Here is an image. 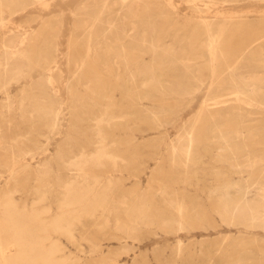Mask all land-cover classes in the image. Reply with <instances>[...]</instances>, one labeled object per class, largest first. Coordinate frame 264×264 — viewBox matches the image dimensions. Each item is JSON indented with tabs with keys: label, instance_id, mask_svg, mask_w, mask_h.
<instances>
[{
	"label": "rangeland",
	"instance_id": "1",
	"mask_svg": "<svg viewBox=\"0 0 264 264\" xmlns=\"http://www.w3.org/2000/svg\"><path fill=\"white\" fill-rule=\"evenodd\" d=\"M18 2L0 3V59L11 41L20 66L7 87L9 101L0 94V194L47 227L62 214L79 213L60 205L66 190L85 195L90 212L79 215L69 235L48 228L45 248H56L49 264H264V226L215 210L227 182L249 181L252 191L264 185V90H246L254 75L264 79V0ZM205 24L212 27L210 48ZM39 81L48 104L40 114L22 113L30 111ZM248 199L258 201L254 192Z\"/></svg>",
	"mask_w": 264,
	"mask_h": 264
},
{
	"label": "bare ground",
	"instance_id": "2",
	"mask_svg": "<svg viewBox=\"0 0 264 264\" xmlns=\"http://www.w3.org/2000/svg\"><path fill=\"white\" fill-rule=\"evenodd\" d=\"M122 1H124V0H122ZM239 1V0H238ZM22 2H25V1H22ZM191 2V1H190ZM0 3H5V4H18L19 2H18V0H0ZM26 3V2H25ZM114 3V2H113ZM112 3V4H113ZM32 5V4H31ZM131 6V5H130ZM128 7V6H127ZM111 8V7H110ZM129 8V7H128ZM127 9V8H126ZM129 11H130V9H128ZM127 10V11H128ZM121 11V10H120ZM130 14H128L127 13V16H129ZM123 19V18H122ZM138 20H141V19H138ZM200 21H201V19H199ZM204 20V19H203ZM106 21V20H105ZM123 21V20H122ZM160 22V21H159ZM205 22V21H204ZM111 23V22H110ZM203 23V22H202ZM122 24V23H121ZM113 25V24H112ZM133 26V25H132ZM175 26V25H174ZM205 26V32H207V36H208V46H209V48H210V46H212V44H213V38H212V36H211V28L207 25V24H205L204 25ZM109 27H111L110 25H109ZM130 27H131V25H130ZM141 27V26H140ZM153 27V26H152ZM197 27V26H196ZM151 28V27H150ZM156 28V27H155ZM195 28V27H194ZM109 29V28H108ZM124 29V28H123ZM130 30H131V28H129ZM182 29H183V27H182ZM196 29V28H195ZM73 31H75V30H73ZM107 31H109V30H107ZM148 31V30H147ZM159 31H161V30H159ZM179 31H180V29H179ZM178 31V32H179ZM193 31V30H192ZM195 31V30H194ZM198 31V30H197ZM50 32V31H49ZM78 32V31H77ZM92 32H93V30H92ZM162 32V31H161ZM217 32V31H216ZM108 33V32H107ZM123 33V32H122ZM132 33V32H131ZM159 33V32H158ZM193 33V32H192ZM215 33V32H214ZM51 34V33H50ZM157 34V33H156ZM216 34V33H215ZM147 35V34H146ZM145 35V36H146ZM178 35V34H177ZM205 35H206V33H205ZM76 36V35H75ZM98 36V35H97ZM97 36H95V37H97ZM100 36V35H99ZM98 36V37H99ZM116 36V35H115ZM144 36V37H145ZM168 36V35H167ZM166 36V37H167ZM46 37V36H45ZM110 37V36H109ZM124 37V36H123ZM142 37V36H141ZM148 37V36H147ZM196 37V36H195ZM79 38H80V36H79ZM112 37H110V39H111ZM122 38V37H121ZM154 38H157L156 36H153V39ZM168 38V37H167ZM173 38H174V36H173ZM189 39H190V41H191V38L190 37H188ZM192 38H194V37H192ZM206 38V37H205ZM113 39V38H112ZM115 39V38H114ZM118 39V38H117ZM175 39V38H174ZM104 40V39H103ZM102 40V41H103ZM146 40V39H145ZM150 40V39H149ZM193 40V39H192ZM94 41V40H93ZM107 41V40H106ZM110 41V40H109ZM112 41V44H113V40H111ZM116 41V40H115ZM114 41V42H115ZM143 41V40H142ZM157 41V40H156ZM187 41V40H186ZM98 42V41H97ZM155 42V41H154ZM160 42V41H159ZM192 42V41H191ZM194 42V41H193ZM20 43V42H19ZM92 43V42H91ZM106 43V42H105ZM122 43V42H121ZM142 43H144V42H142ZM107 44H108V41H107ZM111 44V43H110ZM118 44H119V42H118ZM158 44V43H157ZM187 44V43H186ZM189 44V43H188ZM100 45V44H99ZM153 45V44H152ZM165 45V44H164ZM192 45V44H191ZM200 45H201V43H200ZM199 45V46H200ZM203 45H207V44H204L203 43ZM93 46H94V44H93ZM93 46H89V48L90 47H93ZM110 46H112V45H110ZM109 46V47H110ZM193 46V45H192ZM192 46H187L188 48L189 47H192ZM198 46V47H199ZM214 46V45H213ZM95 47H97L96 45H95ZM105 47V46H104ZM118 47V46H117ZM123 47V46H122ZM127 47V46H126ZM153 47V46H152ZM151 47V48H152ZM162 47V46H161ZM88 48V47H87ZM125 47H123V49H124ZM128 48V47H127ZM170 48H172V47H170ZM202 48V47H201ZM205 48H207V47H205ZM92 49V48H91ZM93 49H94V47H93ZM99 49V48H98ZM144 49V48H143ZM153 49H154V47H153ZM187 49V48H186ZM193 49V48H192ZM2 53H3V55H2V58L0 59V66H5V69H4V71H2V70H0V94H2V95H4L6 98H7V100L9 101V96H8V91H9V89L7 88L8 87V85L11 83V82H13V81H17L18 80V78H17V76L19 75V73H20V66H19V64L16 62V58H17V54L19 53L18 51H17V49H16V46L14 45V43L13 42H11V41H5V43L3 44V47H2ZM95 50V49H94ZM107 51L109 50V49H106ZM112 50H114V48L112 49ZM172 50V49H171ZM102 51H104V50H102ZM110 51V50H109ZM141 51H143V50H141ZM178 51V50H177ZM184 51V50H183ZM214 51V50H213ZM114 52H115V50H114ZM122 52V51H121ZM128 52H130V51H128ZM132 52H133V50H132ZM192 52H195V50L194 51H192ZM87 53V52H86ZM95 53V52H94ZM111 53V52H110ZM109 52H108V54H110ZM116 53H118V52H116ZM138 53V52H137ZM143 53V52H142ZM44 54H46V53H44ZM48 54V53H47ZM107 54V53H106ZM121 54V53H120ZM126 54V53H125ZM184 54V53H183ZM191 54V53H190ZM189 54V55H190ZM219 54V53H218ZM21 55V54H20ZM49 55V54H48ZM118 55H119V53H118ZM40 56V55H39ZM38 56V57H39ZM93 56V55H92ZM127 56V55H126ZM201 56V55H200ZM220 56V55H219ZM20 57H23L22 55L21 56H19V58ZM41 57V56H40ZM39 57V58H40ZM104 57V56H103ZM102 57V58H103ZM114 57H115V54H114ZM118 58H119V56H117ZM128 57V56H127ZM196 57H197V55H196ZM46 58H47V56H46ZM45 58V59H46ZM96 58V57H95ZM106 58H107V56H106ZM113 58V57H112ZM111 58V59H112ZM116 58V57H115ZM159 58H160V56H159ZM181 58V57H180ZM189 58V57H188ZM198 58V57H197ZM253 58H255V57H253ZM43 59V58H42ZM161 59V58H160ZM199 59V58H198ZM208 59H210V58H208ZM256 59V58H255ZM259 59V58H258ZM52 60V59H51ZM99 60V59H98ZM119 60V59H118ZM120 60H121V56H120ZM123 60H125V59H123ZM40 61V60H39ZM183 61V60H182ZM181 61V62H182ZM210 61V60H209ZM9 62H12V65H10L9 64ZM46 62V61H45ZM48 62V61H47ZM99 62V61H98ZM104 62V61H103ZM112 62H113V60H112ZM121 62V61H120ZM122 62H124V61H122ZM126 62V61H125ZM162 62V61H161ZM184 62V61H183ZM260 62V61H259ZM100 63V62H99ZM116 63V62H115ZM114 63V64H115ZM117 63L119 64V62L117 61ZM116 63V64H117ZM185 63V62H184ZM257 63V62H256ZM96 64V63H95ZM101 64V63H100ZM115 64V65H116ZM123 64H125V63H123ZM155 64V63H154ZM161 64V63H160ZM259 64V63H258ZM10 65V66H9ZM22 65V64H21ZM36 65V64H35ZM99 65V64H98ZM105 65V64H104ZM111 65V64H110ZM156 65V64H155ZM158 65V64H157ZM174 65V64H173ZM102 66V65H101ZM106 66V65H105ZM119 66V65H118ZM121 66V65H120ZM129 66V65H128ZM149 66V65H148ZM117 67V66H116ZM77 68V67H76ZM118 68V67H117ZM105 69V68H104ZM103 69V70H104ZM145 69V68H144ZM162 69V68H161ZM227 69V68H226ZM234 69V68H233ZM117 70V69H116ZM163 70V69H162ZM165 70V69H164ZM228 70V69H227ZM119 71V70H118ZM132 71V70H131ZM117 72V71H116ZM233 72V71H232ZM76 73V72H75ZM106 73V72H105ZM210 74H211V72H210ZM109 75V74H108ZM116 75V74H115ZM118 76H119V74H117ZM144 75V74H143ZM153 75H155V74H153ZM158 75V74H157ZM229 75V74H228ZM25 76V75H24ZM149 76V75H148ZM148 76H146V77H148ZM226 76V75H225ZM21 77V76H20ZM171 77V76H170ZM211 77V76H210ZM22 78V77H21ZM119 78V77H118ZM130 78V77H129ZM132 78H134V77H132ZM176 78V77H175ZM226 78V77H225ZM127 79V78H126ZM131 79V78H130ZM227 79H229V78H227ZM232 79V78H231ZM134 80V79H133ZM144 80V79H143ZM179 80V79H178ZM131 81H132V79H131ZM154 81V80H153ZM230 81V80H229ZM156 82H157V80H156ZM232 82V81H231ZM32 83V82H31ZM171 83V82H170ZM230 83V82H229ZM46 83L44 82V81H39V82H36L35 84H34V86H33V94H32V96H31V98H30V100H29V104H28V108L30 109V111H21L22 113H28V114H30V113H35V114H40L41 112H42V110H44V107L48 104V97L46 96V93H45V88H46V85H45ZM222 84V83H221ZM224 84V83H223ZM233 84H234V82H233ZM145 85V84H144ZM154 85H157V83H154ZM154 85H152L153 87H154ZM158 85H159V83H158ZM157 85V86H158ZM225 85V84H224ZM235 86V85H234ZM149 87H151V86H149ZM156 87V86H155ZM220 87V86H219ZM121 88V87H120ZM130 88V87H129ZM146 88V87H145ZM168 87H166V89H167ZM11 89V88H10ZM158 90V88L156 87L155 88V91H157ZM163 89H164V87H163ZM166 89H164V90H166ZM175 89V88H174ZM209 89V88H208ZM154 90V89H153ZM246 90H247V92L248 93H254V92H259L260 90H264V79H262V78H258V77H256L255 75L252 77V78H250L248 81H247V84H246ZM168 91H169V89H168ZM171 91V90H170ZM218 91H220V90H218ZM175 92V91H174ZM173 92V93H174ZM177 92V91H176ZM21 93V92H20ZM223 93V92H222ZM261 93V92H260ZM11 94V93H10ZM9 94V95H10ZM31 94V93H30ZM161 94V93H160ZM183 94H185V92L183 93ZM182 94V95H183ZM220 94V93H219ZM237 94V93H236ZM239 94V93H238ZM258 94V93H257ZM20 95V94H19ZM130 95V94H129ZM175 95H176V93H175ZM180 95H181V93H180ZM187 95V94H186ZM189 95V94H188ZM262 95H264V94H262ZM27 96V95H26ZM25 96V97H26ZM144 96V95H143ZM150 96V95H149ZM184 96V95H183ZM207 96V95H206ZM252 96V95H251ZM23 97V96H22ZM25 97H23V98H25ZM137 97H138V95H137ZM220 97V96H219ZM5 98V99H6ZM20 98H21V96H20ZM136 98V97H135ZM260 98V97H259ZM103 99V98H102ZM105 99V98H104ZM211 99V98H210ZM76 100V99H75ZM137 100V99H136ZM135 100V101H136ZM209 100V99H208ZM247 100V99H246ZM137 102V101H136ZM4 103V102H3ZM24 103V102H23ZM76 103H77V101H76ZM140 103V102H139ZM179 103V102H178ZM181 103V102H180ZM203 103V102H202ZM6 104V103H5ZM7 104L8 105H10L8 102H7ZM53 104V103H52ZM19 105V104H18ZM119 105V104H118ZM20 106V105H19ZM239 107V106H238ZM237 107V108H238ZM20 108V107H19ZM84 109V108H83ZM239 109V108H238ZM32 110V111H31ZM176 110V109H175ZM178 110V109H177ZM205 111V110H204ZM47 112V111H46ZM206 112V111H205ZM242 112V111H241ZM153 113V112H152ZM207 113V112H206ZM236 113H237V111H236ZM239 113V112H238ZM57 114V113H56ZM99 114V113H98ZM104 114V113H103ZM241 114V113H240ZM152 115V114H151ZM199 115V114H198ZM56 116V115H55ZM247 116V115H246ZM193 117V116H192ZM37 118V117H36ZM56 118V117H55ZM239 118V117H238ZM30 119V118H29ZM57 119V118H56ZM118 119V118H117ZM116 119V120H117ZM122 119V118H121ZM156 119V118H155ZM196 119H197V117H196ZM101 120V119H100ZM100 120H98L99 122H101ZM193 120V119H192ZM195 120V119H194ZM114 121V120H113ZM113 121L111 120V122L113 123ZM122 121V120H121ZM94 123H96V121L94 122ZM93 123V124H94ZM109 124H111L110 123V121L108 122ZM107 123V124H108ZM121 123V122H120ZM158 123V122H157ZM52 124V123H51ZM97 124V123H96ZM99 124V126H100V123H98ZM191 124H193V122L191 123ZM212 124H213V122H212ZM240 124V123H239ZM32 125V124H31ZM195 125V124H194ZM214 125V124H213ZM222 125V124H221ZM251 125V124H250ZM94 126V125H93ZM98 126V125H97ZM112 126V125H111ZM193 126V125H192ZM240 126V125H239ZM238 126V127H239ZM120 127V126H119ZM45 128V127H44ZM96 128H98V127H96ZM191 128V127H190ZM214 128H215V126H214ZM95 129V128H94ZM105 129H106V127H105ZM107 129H108V127H107ZM241 129V128H240ZM98 131H99V129H97ZM96 130V131H97ZM101 131V130H100ZM190 131V130H189ZM207 131V130H206ZM182 132V131H181ZM211 132V131H210ZM100 133V132H99ZM97 134H98V132H97ZM219 134V133H218ZM99 135V134H98ZM101 135V134H100ZM99 135V136H100ZM103 135V134H102ZM186 135V134H185ZM189 135V134H188ZM98 136V138H99V140H101L100 139V137ZM179 136V135H178ZM220 137H221V140L223 141V139H222V135H219ZM189 137V136H188ZM97 138V137H96ZM95 139V138H94ZM183 139V138H182ZM189 139H191V138H189ZM205 139V138H204ZM258 139V138H257ZM180 140V139H179ZM184 140V139H183ZM225 140V139H224ZM244 141V140H243ZM257 141V140H256ZM104 142H105V140H104ZM103 142V143H104ZM180 142H182V141H180ZM189 142V141H188ZM195 142V141H194ZM245 142V141H244ZM102 143V142H101ZM101 143H99V144H101ZM102 143V144H103ZM179 143V142H178ZM234 143V142H233ZM262 143H264V141H262ZM97 144V143H96ZM101 144V145H102ZM125 144V143H124ZM173 144H174V141H173ZM172 144V145H173ZM227 145H229V143H226ZM251 144V143H250ZM90 145V144H89ZM189 145H191V144H189ZM232 145V144H231ZM99 146V145H98ZM97 146V147H98ZM116 146V145H115ZM225 146V145H224ZM239 146L241 147V145L239 144ZM95 147V146H94ZM102 148H103V146H101ZM175 147V146H174ZM185 146H183V148H184ZM227 147V146H226ZM238 147V146H237ZM243 147V146H242ZM258 147V146H257ZM0 148H2V147H0ZM99 148V147H98ZM101 148V149H102ZM177 149H178V147H176ZM187 148V147H186ZM189 148V147H188ZM244 148V147H243ZM259 148V147H258ZM97 149V148H96ZM105 149H109V148H105ZM81 150V149H80ZM98 151H99V149H97ZM97 150H96V152H97ZM186 150V149H185ZM189 150V149H188ZM106 151V150H105ZM96 152H95V154H96ZM101 152V151H100ZM102 152H103V150H102ZM170 152V151H169ZM245 152H247V151H245ZM98 153V152H97ZM103 153H105V152H103ZM103 153H102V155H103ZM175 153V149H174V152H173V154ZM177 153V152H176ZM182 153V152H181ZM184 153V152H183ZM217 153V152H216ZM100 154V153H99ZM173 154H170V155H173ZM187 154H188V152H187ZM78 155H80V154H78ZM81 155H82V153H81ZM90 155H93V154H90ZM89 155V156H90ZM98 155V154H97ZM24 156V155H23ZM85 155H83V157L82 158H85L84 157ZM99 156V155H98ZM108 156H110V155H108ZM108 156H107V158H108ZM174 156H175V154H174ZM188 156V155H187ZM248 157H249V155H247ZM259 156V155H258ZM257 156V157H258ZM260 156H264V154H262V155H260ZM91 157V156H90ZM172 156H170V158H171ZM176 157H177V155H176ZM181 157V156H180ZM231 157V156H230ZM253 157H255V156H253ZM252 157V158H253ZM22 158V157H21ZM26 158V157H25ZM93 157H91V159H92ZM94 158H96L95 157V155H94ZM93 158V159H94ZM167 158H169V157H167ZM175 158V157H174ZM211 158V157H210ZM232 158V160H235V158H233V157H231ZM97 159V158H96ZM101 159H102V156H101ZM100 159V160H101ZM111 159V158H110ZM114 159H116L115 157H114ZM113 159V160H114ZM121 159V158H120ZM181 159V158H180ZM186 160H187V158H185ZM192 159V158H191ZM218 159H220V158H218ZM221 159H223L224 161H226L227 159H228V155H227V153H225V154H223V155H221ZM220 159V160H221ZM245 159V158H244ZM243 159V160H244ZM249 159V158H248ZM247 159V160H248ZM86 160V159H85ZM84 160V161H85ZM95 160V159H94ZM103 160V159H102ZM112 160V159H111ZM119 160V159H118ZM172 160H173V158H172ZM172 160H171V162H172ZM176 160V159H175ZM183 160V159H182ZM217 160V159H216ZM241 160V159H240ZM246 160V159H245ZM116 161V160H115ZM168 161V160H167ZM169 161H170V159H169ZM168 161V162H169ZM177 161V160H176ZM228 161V160H227ZM231 161V160H230ZM239 161V160H238ZM260 161H262V160H260ZM260 161H258V162H260ZM26 162V161H25ZM105 162V161H104ZM117 162V161H116ZM124 162V161H123ZM173 162H174V160H173ZM184 162H185V160H184ZM187 162H188V160H187ZM244 162V161H243ZM253 162H256V161H253ZM97 163H99V162H97ZM110 164H111V162H109ZM113 163V162H112ZM119 163H120V160H119ZM122 163V162H121ZM120 163V164H121ZM170 163V162H169ZM181 163V162H180ZM182 163H183V161H182ZM202 163V162H201ZM235 163V162H234ZM245 163V162H244ZM248 163V162H247ZM261 163V162H260ZM125 164V163H124ZM214 164V163H213ZM112 165V164H111ZM116 165V164H115ZM172 165V164H171ZM180 165V164H179ZM179 165H177L178 167H179ZM182 165V164H181ZM185 165H186V163H185ZM216 165H218V163L216 164ZM225 165V164H224ZM236 166H237V164H235ZM234 165V166H235ZM248 165V164H247ZM253 165H255V164H253ZM32 166V165H31ZM101 166V165H100ZM170 166V165H169ZM187 166V165H186ZM233 166V165H232ZM232 166H231V169H232ZM235 166V167H236ZM112 167V166H111ZM115 167V166H114ZM126 167V166H125ZM175 167V166H174ZM228 167V166H227ZM249 167V166H248ZM167 169H168V167H166ZM172 168V167H171ZM176 168V167H175ZM175 168H174V170H175ZM41 169H42V167H41ZM113 169V168H112ZM176 169H178V168H176ZM180 169V168H179ZM238 169V168H237ZM237 169L235 170V171H237ZM173 170V169H172ZM182 170H185L184 168H182ZM195 170V169H194ZM159 171V170H158ZM262 171H264V169H262ZM172 172V171H171ZM217 172V171H216ZM239 172V171H238ZM159 173V172H158ZM175 173H178V172H175ZM223 173V172H222ZM242 173V172H241ZM10 174V176H12L13 175V173H9ZM68 174V173H67ZM173 174V173H172ZM194 174V173H193ZM184 175H185V173H184ZM205 175V174H204ZM222 175V174H221ZM182 176V175H181ZM186 177L188 176V174H186L185 175ZM193 176V175H192ZM184 177V176H183ZM185 177V178H186ZM74 178V177H73ZM109 178H111V176L109 177ZM177 178H178V176H177ZM86 179V178H85ZM167 179V178H166ZM171 179V178H170ZM249 179V178H248ZM84 180V179H83ZM93 180H94V178H93ZM108 180V179H107ZM107 180H106V182H107ZM174 180V179H173ZM247 180V179H246ZM74 181H75V179H74ZM81 181H82V179H81ZM95 181V180H94ZM97 181V180H96ZM100 181V180H99ZM155 181V180H154ZM158 181V180H157ZM180 181H181V178H180ZM196 181V180H195ZM70 182V181H69ZM173 182H175V180L173 181ZM73 183V182H72ZM93 183V182H92ZM95 183V182H94ZM165 183V182H164ZM250 183H251V181H250ZM83 184V183H82ZM90 184V183H89ZM96 184H98V183H96ZM108 184V183H107ZM106 184V185H107ZM160 184V183H159ZM180 184V183H179ZM76 185H77V183H76ZM79 185H81V184H79ZM87 185V184H86ZM85 185V186H86ZM93 185V184H92ZM157 185V184H156ZM64 186V185H63ZM67 186V185H66ZM78 186V185H77ZM110 186H111V184H110ZM175 186H176V184H175ZM190 186V185H189ZM79 187V186H78ZM107 187H108V185H107ZM162 188L163 187H165V186H161ZM177 187V186H176ZM63 188H65V186L63 187ZM80 188V187H79ZM94 188V187H93ZM104 188V187H103ZM102 188V189H103ZM84 189H87V188H85L84 187ZM92 189V188H91ZM90 189V190H91ZM105 189V188H104ZM107 189V188H106ZM109 189V188H108ZM164 189V188H163ZM61 191H62V189H60ZM82 190V193H83V189H81ZM80 190V191H81ZM90 190H89V192H90ZM93 190V189H92ZM169 190V189H168ZM88 191V190H87ZM106 191V190H105ZM159 191H160V189H159ZM34 192V191H33ZM64 192V191H63ZM108 192H110V190H108L107 191V193ZM164 192V191H163ZM163 192H162V195H164L163 194ZM184 192V191H183ZM254 192V194H255V196L257 197V199H258V201H257V203H253V201H255V200H253L252 201V203H250L249 202V199H248V197H249V195L250 194H252ZM85 193H88V192H85ZM91 193V192H90ZM105 193V192H104ZM106 193V194H107ZM156 193V192H155ZM154 193V194H155ZM166 193V192H165ZM176 193V192H175ZM210 193V192H209ZM143 194V193H142ZM141 194V195H142ZM171 194V193H170ZM177 194V193H176ZM10 195V194H9ZM8 194H6V193H1L0 194V264H39V263H43V264H49L52 260H53V256H54V254L56 253V248H49V249H47L46 250V248H45V242H46V240H47V233H48V228H50L51 230H53V231H55V232H60V233H62V234H68L69 235V233H70V229H71V227L76 223V221L79 219V215H84V217L87 215V214H89L90 212H88V210H87V205H89V204H87L85 201H86V197H85V195H82L81 193H78V192H76V193H74L73 191L71 192V191H69V190H66V193H65V195H64V199H63V201H62V204H60V205H63V206H66V207H68V206H77L78 208H79V213H76V214H72L71 212L69 213H65V214H62L60 217H58L57 219H55V220H53L52 221V223L47 227L46 225H44L43 224V222L39 219V217H37L36 215H24L23 213H21V212H19V211H17L16 209H15V207H14V203H13V201H12V199H11V197L9 196ZM62 195V194H61ZM156 195V194H155ZM174 195V194H173ZM213 195V194H212ZM39 196V195H38ZM43 196H45L44 194H43ZM135 196V195H134ZM143 196V195H142ZM141 196V197H142ZM146 196V195H145ZM151 196V195H150ZM166 196V195H165ZM164 196V197H165ZM182 197H183V195H181ZM96 197V196H95ZM101 197V196H100ZM133 197V196H132ZM144 197V196H143ZM142 197V198H143ZM171 197H173V196H171ZM216 197H218V199H217V209H215L216 210V212L217 213H219L220 215H228V217H229V215H233V214H235V213H237V214H239L240 215V218L242 217L243 219H247L249 222H250V224L251 225H253V227H256L255 226V224L256 225H259V226H264V185H262V184H258L257 186H256V188H255V190L254 191H252L251 190V185L249 184V181L247 182V181H245V180H242L241 182H239V183H235V182H227L225 185H222L221 186V190L219 191V193H218V195L216 196ZM41 198V197H40ZM107 198V197H106ZM124 198V197H123ZM134 198V197H133ZM168 197H166V199H167ZM174 198V197H173ZM175 198H176V195H175ZM43 199V198H42ZM93 199H94V196H93ZM96 199L97 198H95V201H96ZM100 198L98 197V200H99ZM102 199H103V197H102ZM101 199V200H102ZM145 199V198H144ZM169 199V198H168ZM253 199V198H252ZM39 200V199H38ZM97 200V201H98ZM106 200H108V198L106 199ZM128 200V199H127ZM126 200V201H127ZM135 200V199H134ZM141 200V199H140ZM161 200V199H160ZM42 201V200H41ZM104 201V200H103ZM124 201H125V199H124ZM125 201V202H126ZM129 201V200H128ZM164 201V200H163ZM167 201V200H166ZM169 201V200H168ZM167 201V202H168ZM196 201V200H195ZM106 202V201H105ZM145 202V201H144ZM152 202V201H151ZM210 202V201H209ZM37 203V202H36ZM61 203V202H60ZM101 203H103L102 201H101ZM136 203H137V200H136ZM138 203H140V201L138 202ZM142 203V202H141ZM146 203V202H145ZM171 203V202H170ZM207 203V202H206ZM35 204V203H34ZM96 204V203H95ZM95 204H93L92 206H94ZM98 204H99V201H98ZM104 204V203H103ZM150 204V203H149ZM163 204H164V202H163ZM97 205V204H96ZM114 205V204H113ZM139 205V204H138ZM165 205V204H164ZM167 205V204H166ZM168 205H169V203H168ZM173 205H174V202H173ZM183 205V204H182ZM188 205V204H187ZM125 206V205H124ZM135 206V205H134ZM141 206V205H140ZM177 206V208H178V204L176 205ZM90 207V206H89ZM102 207V206H101ZM133 207V206H132ZM146 207V206H145ZM166 207V206H165ZM168 207V206H167ZM169 207H171L170 205H169ZM189 207V206H188ZM195 207V206H194ZM199 207V206H198ZM91 208H93V207H91ZM95 208H97V207H95ZM123 208V207H122ZM128 208H130V207H128ZM127 208V209H128ZM180 208H184V206H182V207H179V209ZM192 208V207H191ZM197 208V207H196ZM200 208V207H199ZM101 209V208H100ZM141 209V208H140ZM140 209H138V210H140ZM144 209V208H143ZM143 209H142V211H143ZM148 209V208H147ZM173 208H171V210H172ZM176 209V208H175ZM193 209V208H192ZM191 209V210H192ZM203 209V208H202ZM204 209H206V208H204ZM92 210V209H91ZM129 210V209H128ZM131 210V209H130ZM136 210V209H135ZM137 210V211H138ZM197 210H200V209H197ZM114 211V210H113ZM141 211V212H142ZM149 211V210H148ZM160 211H163V210H160ZM180 211V210H179ZM179 211H177V212H179ZM185 211H186V209H185ZM200 211H203V210H200ZM199 211V212H200ZM127 212H129V211H127ZM140 212V213H141ZM157 212V211H156ZM173 212H174V210H173ZM186 212H188V211H186ZM203 212H205V211H203ZM202 212V213H203ZM102 213V212H101ZM122 213V212H121ZM130 213V212H129ZM131 213H132V215H133V213H134V210H132L131 211ZM159 213V212H158ZM175 213V212H174ZM180 213H182V212H180ZM189 213H191V212H189ZM201 213V214H202ZM217 213H215V214H217ZM94 214H96V212L94 213ZM109 214H110V212H109ZM137 214H139V213H137ZM143 214V213H142ZM168 214V213H167ZM176 214H179V213H176ZM186 214H188V213H186ZM193 214V213H192ZM199 214V213H198ZM204 214V213H203ZM202 214V215H203ZM213 214V213H212ZM219 214H218V216H219ZM91 215V214H90ZM90 215H89V217H90ZM102 215V214H101ZM136 215V214H135ZM158 215V214H157ZM157 215H155V216H157ZM160 215V214H159ZM173 215V214H172ZM181 215V214H180ZM179 215V216H180ZM182 217L181 218H185L184 217V212L182 213ZM202 215H200V216H202ZM41 217H42V215H40ZM126 216V215H125ZM128 216V218H125V219H129L130 218V223L132 224V222H131V215L129 214V215H127ZM126 216V217H127ZM134 216V215H133ZM140 216V215H139ZM138 216V217H139ZM145 216H146V214H145ZM162 217L164 216L165 217V215H163V213H162V215H161ZM169 216H170V213H169ZM174 216H176V215H174ZM137 217V216H136ZM136 217H135V219H136ZM167 217V216H166ZM177 217V216H176ZM188 217H192V216H189V214H188ZM195 217H196V214H195ZM222 217V216H221ZM119 218V217H118ZM141 218V217H140ZM156 218H158V217H156ZM186 218H187V216H186ZM202 218V217H201ZM205 218H207V217H205ZM90 219V218H89ZM93 219V218H92ZM134 219V217H133V220L132 221H134L135 220ZM144 219L146 220V218L144 217ZM161 219H163L164 220V218H161ZM160 219V220H161ZM166 219V218H165ZM168 219V218H167ZM166 219V220H167ZM170 219H171V217H170ZM173 219V218H172ZM190 219V218H189ZM188 219V220H189ZM203 219H204V217H203ZM230 219V218H229ZM106 220V219H105ZM145 220H143V221H145ZM163 220H162V222H163ZM165 220V221H166ZM174 220V219H173ZM193 220V219H192ZM242 220V219H241ZM107 221V220H106ZM105 221V222H106ZM137 221V220H136ZM136 221H135V223H136ZM147 221V220H146ZM151 221V220H150ZM154 221V220H153ZM171 221V220H170ZM169 221V222H170ZM181 221V220H180ZM183 221H184V219H183ZM190 221V220H189ZM186 222V221H184V223L186 222L187 224H189V226H190V222ZM197 221V220H196ZM206 221V220H205ZM232 221V220H231ZM231 221H230V223H231ZM243 221V220H242ZM155 222V221H154ZM159 222V221H158ZM161 222V221H160ZM159 222V223H160ZM168 222V224H169V226L171 225L172 226V224H171V222L169 223ZM175 222V221H174ZM203 222V221H202ZM78 223V222H77ZM139 223V222H138ZM138 223H136V225L138 224ZM148 223V222H147ZM158 223V225H160ZM183 223V222H182ZM183 223V224H184ZM199 223V222H198ZM102 224H103V221H102ZM105 224V223H104ZM125 224V223H124ZM128 224V223H127ZM146 224V223H145ZM153 224V223H152ZM155 225H156V223H154ZM141 225V224H140ZM139 225V226H140ZM142 225H143V223H142ZM150 225V224H149ZM180 225V224H179ZM185 225V224H184ZM228 225H229V222H228ZM100 226V225H99ZM98 226V227H99ZM104 226V225H103ZM106 226H109V224L107 225L106 224ZM116 226H118V225H116ZM121 226V225H120ZM123 226H125V225H123ZM123 226H122V228H123ZM138 226V225H137ZM168 227V228H172V227ZM177 226H178V224H177ZM186 226V225H185ZM188 225H187V227H189ZM193 226V225H192ZM213 226V225H212ZM225 226V225H224ZM234 226H236V225H234ZM119 227V226H118ZM117 227V228H118ZM136 227V226H135ZM156 227V226H155ZM173 227H174V225H173ZM191 227V226H190ZM189 227V228H190ZM238 227V226H237ZM243 227H248V226H243ZM101 228V227H100ZM121 228V229H122ZM130 227H128V229H129ZM159 228H162V227H159ZM167 228V229H168ZM177 228V227H176ZM119 229V228H118ZM131 229H132V226H131ZM135 229V228H134ZM164 229V228H163ZM212 229V228H211ZM245 229H247V228H245ZM250 229V228H249ZM255 229H257V228H255ZM124 231H126L125 229H123ZM137 230V229H136ZM139 230V229H138ZM166 230V229H165ZM169 230H171V229H169ZM173 230H174V228H173ZM261 230V229H260ZM262 230H264V229H262ZM123 231V233H125ZM172 231V230H171ZM117 232H119V231H117ZM122 232V231H121ZM120 232V233H121ZM127 232V231H126ZM139 232V231H138ZM117 234V233H116ZM127 234V233H126ZM135 234V233H134ZM126 236V235H125ZM249 241V240H248ZM251 241V240H250ZM74 242V241H73ZM180 243V242H179ZM242 243V242H241ZM241 243H239V244H241ZM239 244H238V246H239ZM180 245H181V243H180ZM253 245H255V244H253ZM178 246V245H177ZM220 246V245H219ZM175 247V246H174ZM216 247V246H215ZM241 247H242V245H241ZM195 248V247H194ZM233 248H234V246H233ZM243 248V247H242ZM199 249V248H198ZM234 249H236V248H234ZM239 249H240V246H239ZM12 250H14V252H15V254L13 255V256H11L10 255V253H11V251ZM179 252V251H178ZM249 253V252H248ZM177 254H179V253H177ZM224 255H225V253H224ZM227 255V254H226ZM240 255H242V254H240ZM242 257V256H241ZM177 259V258H176ZM175 259V260H176ZM62 260V259H61ZM241 260V259H240ZM65 261V260H64ZM249 261V260H248ZM247 261V262H248ZM253 261V260H252ZM63 262V261H62ZM259 262V261H258ZM244 263V262H243ZM245 264V263H244Z\"/></svg>",
	"mask_w": 264,
	"mask_h": 264
}]
</instances>
